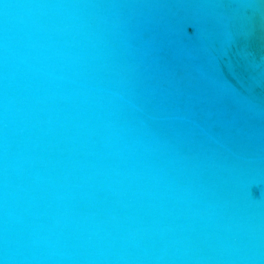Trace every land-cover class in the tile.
<instances>
[{"label":"water","instance_id":"water-1","mask_svg":"<svg viewBox=\"0 0 264 264\" xmlns=\"http://www.w3.org/2000/svg\"><path fill=\"white\" fill-rule=\"evenodd\" d=\"M0 264H264V0H0Z\"/></svg>","mask_w":264,"mask_h":264}]
</instances>
